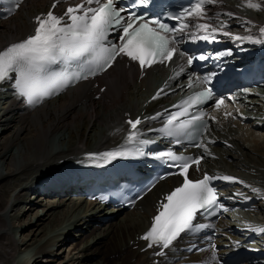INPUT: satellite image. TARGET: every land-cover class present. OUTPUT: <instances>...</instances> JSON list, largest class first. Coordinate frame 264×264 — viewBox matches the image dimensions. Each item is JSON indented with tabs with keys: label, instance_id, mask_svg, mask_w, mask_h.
I'll return each mask as SVG.
<instances>
[{
	"label": "bare ground",
	"instance_id": "1",
	"mask_svg": "<svg viewBox=\"0 0 264 264\" xmlns=\"http://www.w3.org/2000/svg\"><path fill=\"white\" fill-rule=\"evenodd\" d=\"M52 1L29 0L17 14L0 22V51L30 34L31 18L46 11ZM252 2L260 4L262 10L246 7V0H217L207 6L203 20L211 21L213 28L224 30L218 35L223 42L252 43L235 39L236 36L256 39L264 26V0ZM229 12L234 15L227 16ZM222 24L226 27L222 28ZM164 79V71L159 68L148 70L145 77L140 78L134 66L126 67L123 62H117L96 80L98 87H94L95 82L82 84L34 111L24 108L15 94H0V264H46L44 255L54 253L47 251L54 243L49 242L54 238L50 236V239L49 235L67 221L74 223L73 230L86 223L88 228L94 229L91 240L86 237L80 241L85 249L75 243L72 237L77 236L69 234L70 230L62 234L65 239L59 238L57 243L69 249L68 253L63 252L64 264H93L89 261L90 248L104 246L110 234V244L101 251L103 257L96 264H131L132 259H136L133 264H152L154 257L149 255V250H144L146 244L140 243V238L159 195L171 189L168 181L153 188L132 211L123 212L118 222H113L117 218L105 221L109 213L80 198L71 200L66 195L58 198L59 201L43 204V195L49 197L51 192L42 191V187L48 174L63 163L119 143L126 133L123 120L127 113L135 117L142 111L148 115L161 109L160 101L147 104V100ZM244 99L247 105L243 108L247 112L227 110L212 123L205 144L208 152L203 148L198 151L206 157L199 168L201 172L238 178L251 186L226 182L221 187L223 204L230 212L217 225L219 242L230 249L221 250L220 254L231 253L240 246H255L263 255L253 264H264V233L252 230L264 227V97ZM225 113L231 115L225 118ZM252 116L256 118L247 120ZM38 181L43 182L35 190L37 197L23 213L26 219L19 220L23 204H28L30 199V185ZM253 187L260 189V193L253 192ZM244 197L258 201L245 210L240 206ZM78 207H83V212L74 215ZM76 217L79 219L72 221ZM13 219L19 220V224H12ZM28 227V234H20L17 241V231L23 232ZM23 251L27 252L19 260L18 254ZM178 259L180 255L173 252L157 264H179Z\"/></svg>",
	"mask_w": 264,
	"mask_h": 264
},
{
	"label": "snow or ice",
	"instance_id": "2",
	"mask_svg": "<svg viewBox=\"0 0 264 264\" xmlns=\"http://www.w3.org/2000/svg\"><path fill=\"white\" fill-rule=\"evenodd\" d=\"M216 2L217 0H197L194 7L176 17L179 22L178 27L169 26L159 20H142L131 14L125 17L122 15L124 9L119 8L114 0H82L75 6H69L61 16L55 15L50 10L46 15L36 17L37 27L34 35L0 51V84L12 81V87L17 94L26 98L29 105H33L59 94L61 90L81 79L102 74L111 68L120 56L138 62L141 69L150 68L155 63L163 64L170 61L177 51L175 47L179 43L176 39L177 33H183L195 27L207 33L199 37L207 40L210 35L218 31L207 23L193 25L185 22L189 17L203 19L207 11L205 6ZM20 3L22 0H16L17 7ZM58 3L60 0H56L52 8L55 9ZM246 7L257 11L262 10L261 5L253 3L252 0H246ZM226 15L231 17L234 14L229 12ZM221 27L226 25L222 24ZM115 31L120 34L118 40L114 42L109 37ZM259 32L261 38L258 39H253L251 36H236L235 39L264 44V28H260ZM210 58L206 55L189 57L187 63L191 65L194 59L203 61ZM210 80V75L203 77L205 83ZM191 86L190 82L189 87ZM163 91L161 89V92ZM211 96L212 92L209 89L184 101L180 115L190 116V118L177 125L174 123L176 116L171 115L162 132L175 138L177 143L181 142V138L190 139L194 142L193 146L201 147L208 152L206 145L202 142V137L209 128L205 119L208 114L203 111L190 113L189 108L198 106ZM158 97L159 93L154 99ZM224 103L223 99H217L215 108L219 109ZM229 115L231 114L225 113V118ZM156 118L150 117V119ZM128 124L133 129L127 137L128 144L148 142L139 139L140 133L136 129L141 124L140 119L129 120ZM137 151L139 152V149ZM130 155H132L130 150L122 148L118 151L105 152L101 158L111 162ZM156 158L173 161L170 167L178 169L174 174L182 176L183 181L181 186L165 197L166 202L161 203V210L154 217L150 230L141 237L149 242L148 247L157 246L168 249L181 233H194L207 227L199 222L194 224V220L197 213L212 216L218 214L217 209L223 208L213 181L222 179L244 184L246 188L251 187L238 178L228 175H209L207 172L202 178L190 179L189 169L192 168L194 172L200 171L201 160L206 158L203 155L184 157L172 151H163L157 153ZM193 165L196 167L193 168ZM252 191L260 193L261 190L253 187ZM236 195L244 196L243 193ZM223 210L228 209L223 208ZM252 230L264 233V227ZM212 247L215 248V245L213 244ZM214 262L215 257L209 264Z\"/></svg>",
	"mask_w": 264,
	"mask_h": 264
},
{
	"label": "rangeland",
	"instance_id": "3",
	"mask_svg": "<svg viewBox=\"0 0 264 264\" xmlns=\"http://www.w3.org/2000/svg\"><path fill=\"white\" fill-rule=\"evenodd\" d=\"M213 5V4H212ZM258 103V102H257ZM0 107H1V105H0ZM248 144H250L249 142H248ZM35 193V192H34ZM32 194V192H30L29 194H30V199H28L27 201H28V204H27V202H25V204H23V208H24V211H22V213H20V215H19V220H24V219H26V217L24 218V217H22L23 216V213L24 212H26L27 210H29V208L32 206V202H34L35 201V199H36V197H37V194ZM43 197H44V201H43V204H46L47 202H52V201H59V200H55V199H51L52 197H50L49 196V198H47V197H45L44 195H43ZM42 199V198H41ZM75 200L76 198H71V200ZM26 208H27V210H26ZM17 209V208H16ZM26 210V211H25ZM81 212H83V207H78L77 209H76V211H75V213H74V215H76L77 213H81ZM89 214L91 213V212H88ZM87 213V214H88ZM17 214V213H16ZM25 214V213H24ZM88 214V215H89ZM13 215H15V213H13ZM123 216H121L120 218H122ZM120 218H117V219H113V222H118V220L120 219ZM79 219V218H75V219H73L72 221H77V220ZM19 220H15V219H13V222H12V224L13 223H16L15 225H17V224H19ZM68 220V219H67ZM85 220V219H84ZM83 222V221H82ZM9 223H11V222H9ZM72 224V225H71ZM73 222H70V221H67V222H64V224H63V226L61 227V228H56V230H55V232H53V233H51L50 235H49V237L51 236V237H54V238H52L51 239V237H50V239L51 240H49V242H54L53 243V247H47V251H50V252H54V253H48L47 255H44L45 257H44V260L45 261H47V262H45L46 264H64L65 263V261L63 260V258H62V255H63V252H64V250H65V253H68L67 251L69 250L68 249V247L67 246H63V245H60V244H58L57 242H58V239L60 238V239H65V237L66 236H62V234H66L69 230H70V232H69V234H72V235H76L77 237L75 238V237H72V239L73 240H75V243H77V244H82L80 241L81 240H83L84 238H89L90 237V235H91V233H92V230L94 229H90V228H88L87 227V225L85 224V225H81L79 228H77L76 230L74 229L73 230ZM82 224H84V222L82 223ZM71 225V226H70ZM96 226H99V225H97V224H95ZM27 227V226H26ZM29 230H30V228L28 227L25 231H17V233L16 234H18V235H16V239H17V241H19V237H20V234H28V232H29ZM60 231V232H58V231ZM78 230H80V232L78 231ZM73 231H75V232H73ZM83 235V237H80V235ZM59 235V236H58ZM58 236V237H57ZM62 236V237H61ZM22 237V236H21ZM75 238V239H74ZM110 238H112V234H110V235H108L107 236V238H106V244L104 245V246H102L101 248L99 247V248H97V247H91L90 249V253L88 254V255H90L89 256V261L90 260H92L91 262L93 263V264H96L99 260H101L102 259V257H103V254L101 253V251H104L105 249H106V247L110 244L109 242H110ZM45 239H47V237L45 238ZM87 240H91V238H89V239H87ZM108 242V243H107ZM56 244H58V245H56ZM92 244V243H91ZM81 247H83L84 249H85V244L83 245H80ZM64 248V249H63ZM98 250V251H97ZM135 250V249H134ZM97 251V252H96ZM25 252H27V251H25ZM24 251H23V253H19L18 254V259L20 260L21 258H23V256H24V253H25ZM94 252H96V253H94ZM99 252V253H98ZM32 253H35V252H32ZM99 254H100V256H99ZM20 256V257H19ZM22 256V257H21ZM93 256V257H92ZM62 258V259H61ZM131 257H129V259H130ZM97 259V260H96ZM18 260V261H19ZM135 261H136V259H132L131 261H130V263L131 264H133V263H135Z\"/></svg>",
	"mask_w": 264,
	"mask_h": 264
}]
</instances>
